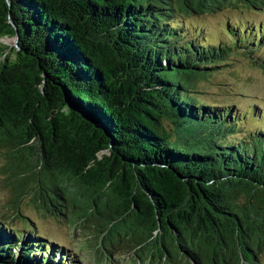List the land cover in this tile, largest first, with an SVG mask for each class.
Segmentation results:
<instances>
[{"label": "trees", "instance_id": "1", "mask_svg": "<svg viewBox=\"0 0 264 264\" xmlns=\"http://www.w3.org/2000/svg\"><path fill=\"white\" fill-rule=\"evenodd\" d=\"M260 16L264 0H0V155L20 192L7 204L16 219L0 211V264H84L21 212L27 185L37 209L83 224L109 257L260 263L264 110L199 87L232 57L264 70ZM11 20L24 51L14 60ZM32 55L115 153L100 157L107 140L41 91Z\"/></svg>", "mask_w": 264, "mask_h": 264}, {"label": "rangeland", "instance_id": "2", "mask_svg": "<svg viewBox=\"0 0 264 264\" xmlns=\"http://www.w3.org/2000/svg\"><path fill=\"white\" fill-rule=\"evenodd\" d=\"M263 20L264 16L254 18L255 22ZM213 24L217 26V22ZM3 43L9 46L11 41L5 39ZM9 55L11 59H16L13 51H10ZM229 62L228 66L209 82L200 83L199 87L204 91L203 96L216 102H228L241 106L243 111L248 113H251L255 107L264 110V70L257 68L248 58L241 55L232 57ZM4 165L5 160L0 155V211L8 218L16 219L14 213L7 209V204L17 199L20 192L15 188L16 180L10 178V183L7 182L11 173L3 170ZM36 192L37 185L31 188L27 185L26 195L22 197L20 209L34 221L38 232L45 233L49 239L65 243L73 253L79 254L84 264H137L133 255L107 256L95 237L85 231L87 229L83 228V224L81 226L76 224L77 221H61V219L45 214L41 208L37 209L33 202ZM36 201L38 205L43 203L38 199ZM258 264H264V256Z\"/></svg>", "mask_w": 264, "mask_h": 264}, {"label": "water", "instance_id": "3", "mask_svg": "<svg viewBox=\"0 0 264 264\" xmlns=\"http://www.w3.org/2000/svg\"><path fill=\"white\" fill-rule=\"evenodd\" d=\"M13 29L15 30V34L13 37L9 38V40L11 41V44L9 45L10 49H13L16 55V58L19 57V54L23 53V48L20 44V34L17 31V28L14 24V22L11 20ZM32 58L35 61V65H36V69L38 70V72L40 73V77L42 79V85H41V91L44 92V90L46 88H52L56 91H58L61 99H62V112L63 113H67V114H72L73 116L78 117L81 122H83L91 131L92 134L94 135H100L101 138L106 139L108 144V150L104 151L100 156L103 157L106 154H110L112 152H116L115 147H114V140L111 137V134L109 132V130L106 128V126L101 123L98 122L92 118H90L88 116V112L86 111V109H84L81 106L76 105L75 103H73L71 101V99L68 97L67 93H66V89L59 83H56L55 81H53L51 79V77L49 76V74L44 70L43 65L41 64V62L39 61V59H37L34 55H32ZM251 61V60H250ZM251 63L254 65L255 63L253 61H251ZM256 66V65H254ZM259 68V67H257ZM156 172V171H155ZM160 175L165 176V174H172L171 176H175V175H179L176 174L178 173L177 170L173 167H169V166H164V165H159L157 167V172ZM180 176V175H179Z\"/></svg>", "mask_w": 264, "mask_h": 264}]
</instances>
